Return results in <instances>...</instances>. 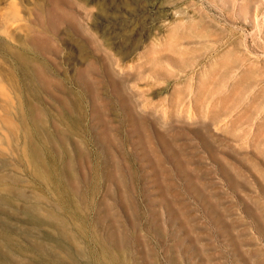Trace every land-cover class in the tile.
I'll return each mask as SVG.
<instances>
[{
    "label": "rangeland",
    "instance_id": "rangeland-1",
    "mask_svg": "<svg viewBox=\"0 0 264 264\" xmlns=\"http://www.w3.org/2000/svg\"><path fill=\"white\" fill-rule=\"evenodd\" d=\"M0 264H264V0H0Z\"/></svg>",
    "mask_w": 264,
    "mask_h": 264
}]
</instances>
